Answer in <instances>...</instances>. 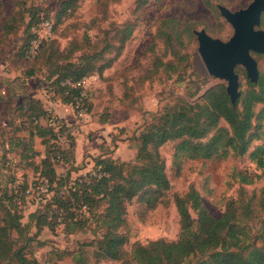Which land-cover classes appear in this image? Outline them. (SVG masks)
Returning <instances> with one entry per match:
<instances>
[{"label":"rangeland","instance_id":"rangeland-1","mask_svg":"<svg viewBox=\"0 0 264 264\" xmlns=\"http://www.w3.org/2000/svg\"><path fill=\"white\" fill-rule=\"evenodd\" d=\"M61 1L0 0V190L13 183L14 177L9 173L7 163L10 158L18 164L20 170L16 171L23 174L26 186L30 185L33 192L23 197L19 205L24 215L23 223L28 221L29 212L44 201L36 198L37 176L18 161L16 152L22 151L21 145L14 148L10 144L14 138L26 140L28 137L25 115H19L13 109L18 106L21 95L33 94L46 105L50 116H56L69 128L64 129L58 140L61 148L70 140L69 132L73 133L80 155L75 161L79 170L70 172L72 179L92 171V158L100 153L109 154L118 162L137 164L138 135L159 113L180 99L196 101L211 86L226 85L223 80L208 74L197 51L198 42L193 31L204 29L214 38L228 40L233 28L220 14L217 5L238 10L251 0H145L141 6H138L141 0H77L56 26L51 45H46L45 56L29 61L23 59L20 52L26 37V24L41 14L55 20ZM12 12L19 27L5 35L1 26ZM167 18L178 23L175 27L173 23L162 25V20ZM261 20L259 27L264 29V13ZM125 24L133 25V31L117 54L118 38ZM185 27L189 31H184ZM174 28L177 34L173 32ZM70 50L73 51L68 60H75L82 54H97V65L116 56L87 92L83 116L63 103L54 104L43 78L54 66L46 60L48 56L52 55L51 61H54L69 55ZM252 55L259 72L264 71V55ZM59 62H65V59ZM30 71L33 76L26 78ZM235 71L239 76V91L246 89L248 79L243 67L237 66ZM41 123L45 124V121L41 120ZM220 126H226V123L221 121ZM263 141L264 136L253 141L249 151ZM175 143L169 141L159 147L170 182L162 203L150 211H144L137 198L126 204L128 242L124 248L129 254L136 241L145 244L158 238L177 239L178 213L173 196L184 194L190 186L198 190L202 204L213 217L221 215L228 200L242 194H257L264 187V168L257 169L248 153L240 157L229 153L222 158L183 159L175 163ZM34 146L37 150L43 148L37 137ZM55 167L60 175L66 172L64 164L56 161ZM240 174L251 178L252 182L243 183ZM102 209L103 205L97 207L90 223L83 228L74 226L66 235L62 225L53 232L43 228L24 248L27 257L34 259L36 264H75L77 257L82 255L87 264H120L113 260H97L93 255L95 242L104 231L97 217ZM78 214L82 218L88 216V213L83 216L80 210ZM258 220L259 217L249 224L251 236L257 232ZM33 232L34 227H31L30 234ZM256 244L261 243L258 240ZM193 261L194 258L186 264Z\"/></svg>","mask_w":264,"mask_h":264},{"label":"trees","instance_id":"trees-1","mask_svg":"<svg viewBox=\"0 0 264 264\" xmlns=\"http://www.w3.org/2000/svg\"><path fill=\"white\" fill-rule=\"evenodd\" d=\"M76 1H61L55 20L41 14L26 24V37L20 52L23 59L29 61L45 56L47 44L53 38L56 26ZM144 2L145 0H141L138 6ZM13 12L1 26L5 35L13 33L19 27ZM44 19L51 21L52 34L43 40L32 56L29 47L35 36L34 30ZM169 23H173L175 27L178 22L172 18L162 20V25ZM188 29L185 27L184 31H189ZM132 31L133 25L123 26L118 38L117 54ZM173 32L177 34V29ZM72 51L54 61H51L52 55L46 59L53 62L54 66L43 78L49 90L63 104L74 102V97L80 92L67 85L66 80L77 82L83 76L94 74L101 77L116 57L97 65V54H82L75 60H68ZM63 59L65 62H59ZM26 75V78L32 77L33 71ZM86 101L87 98L84 104ZM17 105L13 109L19 115H25L28 137L26 140L14 138L10 144L14 148L21 145L22 151L16 152L18 161L25 169H30L36 178L46 179L51 194L29 212L28 221L23 223L24 215L17 204V196L10 187L0 190V264H36L34 259L27 257L24 248L37 238L43 228L53 232L58 225H62L66 235L74 226L83 228L90 223L97 212L96 208L102 205L103 209L98 212L97 217L104 231L95 242L93 250L97 260H113L120 264H186L194 258L192 264H264V187L257 194H242L228 200L221 215L213 217L202 204L198 190L190 186L184 194L176 193L173 196L178 213L177 239L158 238L145 244L136 241L131 245L130 254L124 248L128 242L126 204L137 198L144 211L154 210L170 189L165 165L159 153V147L164 143L176 142L173 151L175 163L183 159L208 160L226 157L229 153L238 157L248 153L257 169L264 168V141L249 151L252 142L264 136V71L259 72L257 81L248 80V87L240 91L235 104L231 103L225 84L219 83L209 87L196 101L180 99L167 106L156 116L154 122L139 133L135 156L137 164L118 162L109 154L100 153L92 158V171L79 174L74 179L70 172L78 171L79 168L75 164L76 142L73 133L69 132L70 140L61 148L59 142L54 140L52 127L46 121L50 114L40 100L26 92L20 96ZM257 106L259 108L256 110ZM41 120L46 123L42 124ZM57 121L58 125L62 123ZM221 121L226 126H220ZM60 128L69 130L63 123ZM35 137L40 139L43 154L34 146ZM58 155L66 170L62 175L55 167ZM240 180L245 184L252 182L251 178L243 174H240ZM23 183V187H27L25 179ZM82 205L87 207L86 218L78 214ZM257 217V232L251 236L249 224ZM31 227H34L33 234H30ZM14 234L16 238L13 237ZM258 240L260 245L256 244ZM17 241L22 243L18 244ZM75 264H87L86 257L78 256Z\"/></svg>","mask_w":264,"mask_h":264},{"label":"water","instance_id":"water-1","mask_svg":"<svg viewBox=\"0 0 264 264\" xmlns=\"http://www.w3.org/2000/svg\"><path fill=\"white\" fill-rule=\"evenodd\" d=\"M220 14L233 28L228 40L223 41L206 33L194 30L197 51L209 75L223 80L226 93L232 104L240 95L237 66L243 67L247 79L255 82L259 76L257 61L252 53L264 55V29L260 28L264 12V0H251L238 10H230L218 4Z\"/></svg>","mask_w":264,"mask_h":264},{"label":"built area","instance_id":"built-area-1","mask_svg":"<svg viewBox=\"0 0 264 264\" xmlns=\"http://www.w3.org/2000/svg\"><path fill=\"white\" fill-rule=\"evenodd\" d=\"M34 39L31 41L30 47H29V53L33 56L36 53V50L38 49L39 45L43 42L44 39L48 38L52 34V23L48 19H44L41 22L38 23L36 26V29L34 30ZM98 75H88V76H83L80 80L77 82H71L70 80H66V84L79 89V95L74 97V102L69 103V104H64L66 107L71 108L73 111L78 112L80 116H83L85 114L84 112V101L87 98V92L91 88V85L94 83V81L97 80ZM48 96L52 97L54 104L61 103V101L56 97L55 93L52 90L48 91ZM50 104V103H49ZM45 109H47L46 105H43ZM58 118L54 115L48 117L46 120L49 126L52 127L54 136L56 140L58 141L59 138H61V133H64L65 130L60 128L62 126V123H59L58 125ZM45 121V120H43ZM45 121V123H46ZM57 162L63 164V161L60 157V155L57 156ZM8 166H9V173L14 177L13 183L11 184V191L13 194L17 196V204H21V199L23 197H28L33 194L32 189L29 186L23 187V177L21 174H19L16 170H20L18 167V164L12 160L8 159L7 161ZM22 167V166H21ZM22 171V170H21ZM37 181H39V184L37 185L38 192L36 193V198L39 201H45V199L41 198L40 195H45V197H49V183L46 179L44 178H37ZM40 194V195H39ZM38 205V204H37ZM80 212L83 213V216L87 215V207L85 205H82L80 207ZM80 215V214H79Z\"/></svg>","mask_w":264,"mask_h":264},{"label":"crops","instance_id":"crops-1","mask_svg":"<svg viewBox=\"0 0 264 264\" xmlns=\"http://www.w3.org/2000/svg\"><path fill=\"white\" fill-rule=\"evenodd\" d=\"M42 145V144H41ZM77 144L75 143V150H74V157H75V161H77V159L79 158V153H78V150H79V148H77ZM41 154H43V152H44V148H41V149H39L38 150Z\"/></svg>","mask_w":264,"mask_h":264}]
</instances>
